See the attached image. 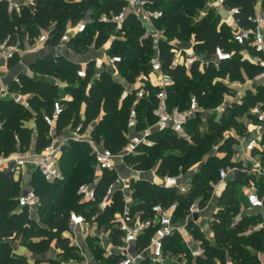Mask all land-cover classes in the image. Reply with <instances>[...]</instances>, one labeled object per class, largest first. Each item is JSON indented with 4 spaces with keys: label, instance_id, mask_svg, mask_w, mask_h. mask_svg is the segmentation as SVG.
I'll use <instances>...</instances> for the list:
<instances>
[{
    "label": "trees",
    "instance_id": "16d2710c",
    "mask_svg": "<svg viewBox=\"0 0 264 264\" xmlns=\"http://www.w3.org/2000/svg\"><path fill=\"white\" fill-rule=\"evenodd\" d=\"M148 1L153 9L161 12L156 23L163 28L166 35V39L160 42V57L164 70L174 79L173 85L168 88L170 107L185 108L190 97L195 95L200 105L214 108L220 104L224 91L227 90L221 78L231 77L233 80L245 81L247 78L254 79L264 69L242 58L240 50L244 45L233 41L231 29L226 23L218 24L220 14L213 8L207 7V12L202 17L194 18V14L201 8L199 0H167L163 5L160 0ZM258 1L264 5V0H226L225 4L238 6V16L242 18L243 24L252 26L246 16L254 14ZM124 5V0H34L20 12H16L8 10L6 0H0V39L15 43L27 37L34 42L42 29L48 28L46 44L55 46L59 43L67 23H77L86 10L91 9L93 21L69 42L73 52L82 53L91 44L100 48L110 39L108 54L118 57L115 62L118 72L126 75L128 81H132L141 72H147L151 68L150 58L154 52L151 41L142 37L143 27L132 14L118 29L113 22L99 20L101 14L119 12ZM112 35L116 37L112 38ZM176 45L192 47L195 53L206 54L208 57H211L216 46L227 51L234 50L235 53L231 59L224 60L219 69L211 62L201 68L198 60L189 68L182 64L172 66L173 48ZM248 49L251 50V47ZM15 59L16 56L9 63H14ZM31 68L42 74L56 73L61 79L68 81L65 89L71 98L61 99L66 106H63L57 122L58 133L68 126H76L79 122L83 123V127L92 123L93 137L105 147L117 152L125 145L128 114L136 101V92H126L119 102L117 94L123 89V84L113 78L110 69H98L92 59L87 64L86 76L81 77L77 74L79 62L64 55L53 54L38 58L31 63ZM97 70H100L99 76L95 75ZM20 76L22 86L13 88L31 94L32 108H24L10 99H0V154L4 155L16 148L25 150L32 145L36 150H41L51 139L43 113H51L53 102L58 98L57 85L45 80H35L25 74ZM150 88V96L139 99L135 104L139 120L138 130L156 120L152 111L156 105L154 93L157 88ZM44 97L50 100L45 102ZM259 102L264 104V85H258L255 91L248 90L242 103L235 101L227 106L219 120H208V128L204 131L200 127V117L192 118L187 125L191 140L180 138L167 128L153 131L150 137L155 141L154 144L144 145L141 153L126 157V161L133 168L149 170L160 159V163L156 165L159 173L177 175L179 171L187 172L195 163L201 162L204 152L207 153V158L192 173V184L186 194L174 188L154 186L145 179L132 180V209L149 213L153 203L168 205L176 201L174 220L178 221L187 214L194 199L198 198L200 206L204 207L212 196L213 183L218 181L219 168L226 165L234 153L236 138L225 137L224 131L237 129L242 123L236 120L238 113H246L249 106ZM39 105L45 109L40 110L37 108ZM30 119L35 120V131L26 124ZM214 146H217V151H225L226 155L219 157L213 154ZM173 148L180 149L181 154L174 152ZM94 163L91 147L86 142L71 141L64 147L60 159V166L66 176L64 181L47 182L35 170L31 184L40 199L35 216L27 208L17 210V195L21 183H11L8 176L0 171V264H63L71 259H83L78 247L72 245L68 237L63 236L68 213L76 210L87 216L92 214L96 210V204L103 199L106 188L117 175L115 170H104L96 186V200L88 204L89 207L79 204L77 188L81 183L93 180ZM251 178L259 183L260 189H264V181L254 175ZM247 179L242 175L238 180L229 181L217 198V210L210 220L214 232L213 241L200 229L194 232V224H190L194 236L202 241L203 255L192 257L178 234L166 239L165 251L171 250L175 254L185 255L190 264H206L216 258L223 260L222 264H225L227 255L233 264H263L256 252L264 251V226L250 229L258 223L260 215L246 212L237 215L241 201L234 198V187L238 185L237 181L245 182ZM123 204V195L118 190L113 195L112 203L97 216L99 223L112 229L115 242L118 241V231L111 220L122 209ZM10 238L19 239L20 244L33 255V259L25 254L11 252ZM53 242L60 249L56 257L50 256ZM88 244H91V252L96 253L99 264H119V256H105L94 238L90 237ZM43 255L48 258H43Z\"/></svg>",
    "mask_w": 264,
    "mask_h": 264
},
{
    "label": "built area",
    "instance_id": "2783aa9c",
    "mask_svg": "<svg viewBox=\"0 0 264 264\" xmlns=\"http://www.w3.org/2000/svg\"><path fill=\"white\" fill-rule=\"evenodd\" d=\"M33 1L10 0L8 9L9 11L20 12L24 6L30 5ZM124 2L125 5L119 12L103 13L100 15L99 20L102 22H113L118 29L123 26L127 17L132 14L143 27L142 37L148 38L154 49L150 58L151 68L149 74L143 75L140 79V84L134 86V89H137L136 101L129 110L125 145L117 152L105 147L93 137L92 123L83 127V123L79 122L76 126H68L64 132L58 133L57 122L64 107L60 100H55L51 113L45 111L43 113L44 121L49 128L50 141L41 150H36L32 145L25 150L16 148V150L7 155H0V171H3L8 176L11 183L22 182L24 181L27 164H33L34 170H37L45 181L50 183L64 181L66 176L60 166L64 147L71 141L86 142L91 147V152L94 155L95 171L92 181L81 183L78 186V203L88 206V204L96 200V186L104 170H115L117 175L106 188L103 199L96 204V210L92 214L87 216L76 210L69 211L63 236L68 237L70 243L78 247L83 259L87 255L84 251H81V242L91 237L103 249L105 256H119V264H182L180 259L185 257V255L175 254L171 250L165 251L166 239L173 234H178L193 257L203 255L202 242L194 236L193 228H191L190 224H197L198 220L202 218L201 211L209 202L204 207H201L199 199H194L188 208L187 214L178 221L174 220L177 208L176 201L168 205L160 202L153 203L149 213L144 210H133L132 204L134 201L132 199L131 182L132 180L142 179V173L146 170L133 168L126 161V157L131 154L141 153V147L144 145L154 144L155 141L150 137V134L157 129L167 128L178 137L191 140L187 125L192 118L200 117L201 122L204 123L201 130L204 131L208 128V120H219L224 114L226 107L235 101L242 103L243 96L235 99V101H224L214 108H206L199 104L195 95H192L185 108L170 107L168 88L173 85L174 79L168 71L164 70L160 57V42L166 39L163 28L156 23V19L161 12L153 9L148 0H124ZM225 2L226 0H209L208 8L214 7L225 10L227 16L222 18V22L230 27L233 41L244 45V48L240 50L242 58L264 67V5H260L258 9H255L254 14L246 16V20L252 26H245L242 18L238 16L239 7L227 6ZM206 12L207 9L201 11L200 17ZM92 21V10L87 9L84 16L77 23L71 24L68 22L59 43L52 46L55 56H59L57 47L60 45L64 48L63 54L66 50L73 51L69 44L70 40L76 34L83 32L87 24ZM48 36L49 29L43 28L35 41L28 45L27 51H39L45 46ZM115 37L116 35H112V38ZM110 45L111 40L109 39L99 48L105 56L104 59L100 57L94 59L99 69L105 63L106 67H112L117 70L115 62L118 57L108 54ZM249 46L251 50L248 49ZM19 49V41L13 43L9 42L8 39H0V99H10L24 108L31 109V94L13 88L14 86H22L21 76L16 74L10 82H6L2 71L3 67L7 66ZM173 51L172 66L182 64L189 68L198 60L201 68L211 62L216 69L220 68L224 60L231 59L235 53L234 50L227 51L221 46L215 47L211 57L206 54L199 55L195 53L192 47L178 48L176 46ZM183 51H186L187 54H184ZM88 62L89 60L79 62L78 76H86ZM95 75L99 76L100 72L95 73ZM255 79L264 83V69L256 75ZM221 80L224 79L221 78ZM147 87L157 88L154 93L156 105L152 111L156 120L153 124L138 130L139 120L135 104L139 99L150 96V93L147 92ZM129 91L131 89L127 92ZM198 112L200 113L199 115ZM244 123L246 128L255 123L254 128L257 129L260 125V131L253 136L233 133L230 130L224 131L223 135L225 137L234 136L236 143L234 144V153L229 162L219 168L218 181L213 183L212 194L222 193L229 181L238 180V177L243 175V177L248 178L247 181L237 182L249 207L246 214H257L264 218V189H260L259 183L251 178V175H254L264 181L263 102L249 106L245 114ZM0 128H2L1 121ZM215 148L217 149V146ZM219 152H221L219 155H222V157L226 155L225 151ZM149 171L148 181L154 186L174 188L182 194H186L190 190L192 179L182 172L178 175H170L161 174L156 168H152ZM20 186L21 189L17 195V210L20 211L23 208H27L31 215L35 216L40 204L39 196L31 183L27 185L21 183ZM118 190L123 195L124 204L122 209L117 211L111 220L113 227L118 231V241L115 242L112 229L99 223L97 216L112 203L113 195ZM216 210L217 207L212 209V213L216 212ZM194 213L198 214L197 219H194ZM213 217L214 213L212 214V219ZM262 226H264V222L258 223L255 227ZM40 264H48V262H41Z\"/></svg>",
    "mask_w": 264,
    "mask_h": 264
},
{
    "label": "rangeland",
    "instance_id": "374dc122",
    "mask_svg": "<svg viewBox=\"0 0 264 264\" xmlns=\"http://www.w3.org/2000/svg\"><path fill=\"white\" fill-rule=\"evenodd\" d=\"M6 1H7L8 4L10 3V0H6ZM12 1H21V0H12ZM156 1L157 0H155V2ZM166 2H167V0H160L161 5H163ZM208 2H209V0H199V3L201 4V8H200V10H199V12L197 14H194V18H199L200 17V14H201V11H203L207 7H209V3ZM213 9L215 10V12H217L218 14H220L219 11H218V9H216L214 7H213ZM222 16L223 17L226 16L225 11H222ZM222 16L219 15L220 18L218 20V24H222L223 23L222 22ZM19 43H20V47L23 48L26 53H24V55L22 57L20 55L19 56L17 55L16 59L14 60V63H15L14 65H17L16 66V70H26L27 69V66L30 65L31 62H35L36 60H38V58L37 57H33V55H31L30 53H27L26 49H27L28 45H30V44L33 43L27 37H25L22 40H19ZM177 47L180 48V46H177ZM98 50H99V48H95L91 44L87 50H85V51H83L82 53H79V54H81L83 58H86L87 56H92L94 54V51H98ZM183 52H184V54H187L186 51H183ZM103 67L104 68H107V69H110L109 71H110L111 75L113 76V78L115 80L121 82V84H123V89L120 90V92L117 94V96L119 98V102L123 99V96L126 94V92L129 89L134 90V92H136L137 89H134V86L139 85L140 84V79L142 78V76L143 75H146V74H149V72H150V70L147 71V72H141L139 75L136 76L135 79H133L132 81H128L127 78H126V75L124 76L123 74L119 73L118 70H115L112 67H110V68L109 67H106L105 63L102 65V67L100 69H102ZM31 70L35 71L32 68H31ZM97 72H100V70H97L95 73H97ZM44 78H45V80L49 81L50 83L57 82V84H58L57 85V92H60V95L58 93V98H56L55 100H60L61 103H62V105L63 106H66L65 102H63V100H61V99L62 98L65 99L67 96H69V92L66 91V89L64 87L65 84H66V82H68L67 79H61L60 76L56 75V73H47V74H45ZM223 79L224 80H221V82H223V84L226 85L227 90L224 91L223 99L220 102V104L222 102H224V101H227V100H234V99H237V98L239 99V98H241V96H243V98H244V96H246L248 90L245 91V92L244 91H242V92H239L238 91V88H241V85H242V83H244V81L237 80V79L236 80H233L231 77H225ZM151 90L152 89L150 87H147V92H149L150 94L152 93ZM44 100L46 102V101H49L50 99L47 98V97L46 98L44 97ZM133 101H135V99ZM83 106H84V103H82V105H81V112L83 110ZM37 108H40V110L41 109H45L44 106H40V105ZM245 114H246L245 112L244 113H241V114L238 113L236 120H237L238 123H240L239 121H241L242 123H240V125H239V127L237 129L240 130V131H242V133H239V134L249 135V128H246V127L244 128V126H245V123H244L245 122ZM203 124L204 123H201L200 124V127H202ZM237 129L231 128L229 130L232 131L233 133H238L239 131ZM64 131H65V128L62 130V132H64ZM215 147L216 146H214L213 147V150H212L213 151V154L217 150ZM172 150L174 152H176L177 154H181V150L180 149L173 148ZM0 155H2V154H0ZM205 158H207V153L206 152H204V154L202 156V159H201L202 160L201 162H203L205 160ZM201 162L195 163L193 166H191V169L190 170H188L187 172H184L183 174L184 175H188V176L191 177L192 176V173L195 170L199 169ZM159 163H160V159L156 160L155 164L157 165ZM156 165L153 166V167H157ZM30 167H31V165H30ZM180 173H181V171L178 172V174H180ZM20 183L24 184L23 181L20 182ZM234 188H235V190H234V198L239 199L241 201L240 202V205H239L240 206V210H239L238 213L236 212L237 215H239L240 212L241 213L247 212L249 210V207H248L247 201L245 199V196H244V194H243V192L241 190L240 185L238 184ZM210 200H211V202H210ZM214 200H218V199H216L215 194H212L211 198L208 200L209 201L208 205L201 211V215L202 216H204L208 212H210V208H211ZM261 222H264V218L263 217H260L259 218L258 223H261ZM204 224H206L205 221L202 222V225H204ZM256 225L251 226L250 229L251 230H255L256 229V227H255ZM193 228H194V232H198V230H199V227L198 226L194 225ZM9 240H10V244H11V252H17L19 254H25V256L29 257L30 259H33V257H32L33 255H31V253L28 251V249H25L24 246H22L20 244L21 241L19 239H13V238L11 239L10 238ZM88 247H89V250H90L92 248L91 247V244H88ZM91 251L92 250L89 251V254H91V255L89 256V263L88 264H90V262H95V263H98L99 264V261H98L99 259L97 258L96 253L95 252H91ZM261 253L264 256V251H261ZM43 258L47 259L48 257H47V255L46 256L43 255ZM73 260L74 259H71V260H69L67 262H63V264H69V263L73 262ZM180 260H182V264L183 263L184 264H190L189 263V259H187V257H183V258L181 257ZM218 260L217 259H214V260H212V261H210L209 263H206V264H217V262H220L222 264V261L223 260H221V259H218ZM260 262L264 264V260L263 259H260ZM201 264H203V263H201Z\"/></svg>",
    "mask_w": 264,
    "mask_h": 264
},
{
    "label": "crops",
    "instance_id": "0c3cea01",
    "mask_svg": "<svg viewBox=\"0 0 264 264\" xmlns=\"http://www.w3.org/2000/svg\"><path fill=\"white\" fill-rule=\"evenodd\" d=\"M260 5H262V3H261V1H258L256 3L255 9H258V7H260ZM218 11H219L220 15L222 16V11H225V10L218 9ZM226 16H227V14H226ZM226 16H224V17H226ZM222 18H223V16H222ZM107 46H108V43H107ZM26 51H27V49H26ZM54 52H55L54 51V48L52 46L48 45V44H45V46H43L37 52L27 51V53H30L31 55H33V57H37V58L45 57V56L50 55V54L55 55ZM24 53H26V52L24 51L23 48L20 47L19 51L16 53L15 56L17 57V55L18 56L20 55L22 57L24 55ZM63 55L66 56L67 58L73 60V61H76V62H83L85 60H92V59H95L96 57H100V58L104 59V57H105L102 50L101 51L100 50L94 51V54L92 56H87L86 58H83L82 55L79 54V53H75L73 51H67V50L65 51V53ZM14 64L15 63H8L7 66L3 67V70L2 71H3V75L5 76V81L6 82H10L12 80V77L14 75H16V74H19V75L25 74V75H27V76L35 79V80H45V78H44L45 74H42L40 72H37V71L35 72V71L31 70V67H30L31 64L27 66V69L28 70L27 69L26 70H16V66L17 65H14ZM45 81H47V80H45ZM54 84L58 85L57 82H54ZM263 84L264 83L262 81L256 80L255 78L254 79H248L247 78L244 81V83H242L241 88H238V91L239 92H242V91L245 92L247 90L255 91L258 85H263ZM58 93L60 95V92H58ZM70 98H71L70 96H67L65 99H70ZM232 101H235V99L232 100ZM83 110H84V106H83ZM83 110H82V112H83ZM26 124L29 127H31L34 131L36 130L35 129V120L34 119L29 120L28 122H26ZM254 124L249 125V135H251V136H253L255 133H258L260 131V125L259 126L257 125L258 127H257V129H255L254 128ZM219 153H221V152L217 151V154H216V152H214V154H216L217 156L222 157V155L220 156ZM30 165H31V167H30ZM153 168H156L157 169V167H153ZM149 170H146V171H144L142 173V175H143V178L142 179H145V180H148L149 179L148 178L150 176V171ZM34 171L35 170H34L33 164H27L26 169H25V174H24V181H23L25 185L31 183V180H32ZM220 195H221V193L220 194L219 193L218 194H215L216 199ZM210 202H211V200H210ZM216 205H217V200H214V202H213V204H212V206L210 208V212H208L206 215L202 216V218H200L198 220L197 224H195L207 236V238L209 240H212V241L214 240V232H213V230L211 228L210 220L212 219V214L214 213V212L212 213V209H214L215 207H217ZM203 221H205L206 224L202 225V222ZM88 239L82 240V242H81V246H82L81 251H84L85 252V254L87 255L86 258H84V259H82L80 261L73 260V262H71L69 264H88L89 263V256L91 254H89V251L90 250H89V247H88ZM51 246L52 247H51V250H50V256L56 257L57 254H58V252L60 251V249L55 246V243L54 242L51 244ZM201 246H202V243H201ZM202 248H203V246H202ZM256 254L258 255V257L260 259H263L264 260V256L262 255L261 251H257ZM216 259L218 260V258H216ZM91 263L92 264H98V263H95V262H90V264ZM224 263L225 264H233V261L227 255V257L225 258V262ZM217 264H221V263L220 262H217Z\"/></svg>",
    "mask_w": 264,
    "mask_h": 264
},
{
    "label": "water",
    "instance_id": "95a60500",
    "mask_svg": "<svg viewBox=\"0 0 264 264\" xmlns=\"http://www.w3.org/2000/svg\"><path fill=\"white\" fill-rule=\"evenodd\" d=\"M63 50H64V48H63V46H58L57 47V54L58 55H63ZM200 113L198 112V115H199ZM198 218V214L197 213H194V219H197Z\"/></svg>",
    "mask_w": 264,
    "mask_h": 264
}]
</instances>
